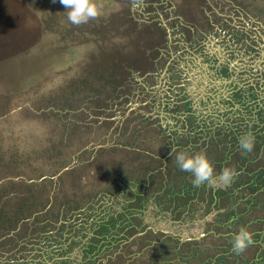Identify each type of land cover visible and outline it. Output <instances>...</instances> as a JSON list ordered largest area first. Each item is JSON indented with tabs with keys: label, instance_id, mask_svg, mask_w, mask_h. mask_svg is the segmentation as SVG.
Listing matches in <instances>:
<instances>
[{
	"label": "rangeland",
	"instance_id": "1",
	"mask_svg": "<svg viewBox=\"0 0 264 264\" xmlns=\"http://www.w3.org/2000/svg\"><path fill=\"white\" fill-rule=\"evenodd\" d=\"M96 2L100 18L74 26L59 0H0V233L66 239L30 264H264V73L210 67L185 82L176 66L173 86L140 96L113 68L146 67L141 49L162 43L170 18L193 49L230 3L264 23V0H217V19L214 0ZM180 42H168L174 64ZM172 148L239 175L193 187ZM242 225L254 243L236 255Z\"/></svg>",
	"mask_w": 264,
	"mask_h": 264
},
{
	"label": "trees",
	"instance_id": "2",
	"mask_svg": "<svg viewBox=\"0 0 264 264\" xmlns=\"http://www.w3.org/2000/svg\"><path fill=\"white\" fill-rule=\"evenodd\" d=\"M229 7L232 11L222 19L224 26L216 23L215 28L212 29L210 34L203 35V39L199 42V45L195 48L191 46L182 45L183 30L177 28L178 25L176 18H170V24H163L164 37H171L172 40L179 41L177 49L179 55L176 62H172L170 59L165 61V65L172 72L177 66V73L184 78L186 82L189 77L192 76L195 80L201 78V75L213 70L215 68H226L232 71H236V65H239L241 73L247 75L250 73H264V23L260 17L245 13L241 7L230 3ZM136 15L144 17L142 12ZM152 22V15L146 17L144 22ZM180 20V19H179ZM162 18L158 23L163 22ZM181 21V20H180ZM166 23V21H164ZM205 42H204V41ZM156 49V46H155ZM197 52V53H196ZM145 58V56H144ZM128 62V61H127ZM146 64V62H144ZM147 65V64H146ZM145 65V66H146ZM175 65V66H173ZM113 68L123 69L128 72V75H138L145 69V67H135L130 63H124L121 59L114 62ZM113 78L118 83H113V89L115 92L120 90L119 83L122 81L118 76V73L114 72ZM126 78V77H125ZM120 81V82H119ZM167 84V83H166ZM157 83L152 84V88L156 89ZM197 87V85H195ZM136 88L142 95L147 93L146 90ZM164 103H161L163 105ZM166 109L171 105L166 103ZM154 106V105H153ZM66 239L56 240L53 238L45 239H31L26 236L8 235L0 233V264H30L40 263L45 260V253L49 248L62 249L65 246Z\"/></svg>",
	"mask_w": 264,
	"mask_h": 264
},
{
	"label": "clouds",
	"instance_id": "3",
	"mask_svg": "<svg viewBox=\"0 0 264 264\" xmlns=\"http://www.w3.org/2000/svg\"><path fill=\"white\" fill-rule=\"evenodd\" d=\"M59 2L67 9V20L74 26L87 24L91 20L99 19L102 15L103 6L96 0H59ZM238 145L245 153L252 152L255 146V136L250 131L241 134L238 137ZM170 155H174L175 162L181 171L192 174L191 183L196 188L204 185L212 189L227 188L239 175L233 167H224L217 174L213 163L204 151L189 153L181 150L177 152L175 148H172ZM231 243L232 252L241 255L254 243L253 233L247 226L242 225L233 234Z\"/></svg>",
	"mask_w": 264,
	"mask_h": 264
},
{
	"label": "water",
	"instance_id": "4",
	"mask_svg": "<svg viewBox=\"0 0 264 264\" xmlns=\"http://www.w3.org/2000/svg\"><path fill=\"white\" fill-rule=\"evenodd\" d=\"M210 7V17L216 18L217 19V13L219 11L218 7L215 8L214 5H219L217 3V0H214ZM135 19L137 21L142 22V17L140 16H135ZM170 40V37H164L162 43L158 45L151 46L150 48L145 47L142 48L141 50L145 54V60H146V67L145 69L141 72V74L138 75H130L129 77V84H133L135 87H138L140 89H144L147 92H151L154 89L152 88L153 83H160L161 81L164 82V84H171L173 86L172 82V75L170 74L171 72L169 71V68L161 65V62L167 61L171 57L167 54V48H168V42ZM156 46V49H155ZM165 65V64H164ZM153 81V83H151Z\"/></svg>",
	"mask_w": 264,
	"mask_h": 264
}]
</instances>
